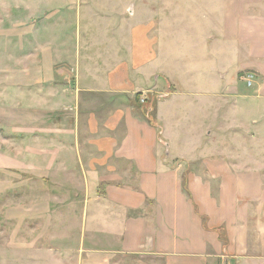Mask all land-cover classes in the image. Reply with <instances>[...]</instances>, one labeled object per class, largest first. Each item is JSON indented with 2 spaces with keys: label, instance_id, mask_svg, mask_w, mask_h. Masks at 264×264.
I'll list each match as a JSON object with an SVG mask.
<instances>
[{
  "label": "crops",
  "instance_id": "1",
  "mask_svg": "<svg viewBox=\"0 0 264 264\" xmlns=\"http://www.w3.org/2000/svg\"><path fill=\"white\" fill-rule=\"evenodd\" d=\"M164 4L146 37L131 25L128 70L114 46L95 63L105 1L0 0V169L20 176L21 234L39 226L33 264H264V0ZM159 73L186 89L159 104L160 131L128 97ZM250 73L263 110L228 96L222 116L219 86L251 100Z\"/></svg>",
  "mask_w": 264,
  "mask_h": 264
},
{
  "label": "rangeland",
  "instance_id": "2",
  "mask_svg": "<svg viewBox=\"0 0 264 264\" xmlns=\"http://www.w3.org/2000/svg\"><path fill=\"white\" fill-rule=\"evenodd\" d=\"M103 1L106 2V5L102 9H93L92 19L94 20H92L91 29L92 33L103 34L104 31L107 33L108 36L106 37V42H103V45H101V43L99 46L96 45L97 47H103L107 49V51H104L106 57L95 59V63L98 62L99 66L104 67L105 69L107 66L110 67V63H113L114 61V54L112 53L111 49H109V47L114 46V49H121L120 59L124 61L125 67L127 66V69L130 70L131 64L130 67H128V62H130L132 56L127 47L134 48L132 47L133 43L131 44L129 39V29L131 28V25H136L139 28L140 34L143 37H146L148 9L152 10L149 11V13H151L150 18L155 16V18L149 20L148 26L154 25V23L158 25L160 22H162L163 8L166 0ZM132 2L136 3V10L134 17H129L127 14V9ZM95 20H99L101 24L95 25ZM118 21H120V23H118ZM114 38H116L115 43ZM154 38H156V40L158 39V47L156 48L159 49L161 44H163V39L158 35H155ZM159 75L160 78L158 81L146 80L147 78L144 76L145 78L143 77V80L140 82L141 88L139 89V92H136V94L132 95L128 94V97L131 96L136 100L135 107L138 117L146 120L154 128H158V125L161 126V123L158 122L157 118V109L161 101L164 99H169L171 96L173 97L175 94L179 93V90L186 91L185 87L179 86L181 85L180 82H177V84L170 82V80L167 82V80L164 79L162 73H159ZM243 80L246 84L241 85V87L245 90V94L249 96L256 94L257 85H254L255 75L251 73L246 74ZM225 87L226 85L219 86L220 99H223L220 100L219 106V113L222 116L228 113L227 106L230 107V105H226V98H228V96H230L229 101H237L240 103V105L237 106L240 108V111L247 108V106H244L243 103H245V105L248 103L251 112L255 113L256 115L258 114L259 110H263V107L258 106L257 101H254L253 96L250 97L251 100H244V98L241 97L235 98L234 95H227V92H225ZM124 96H127V94H124ZM250 125H252V122ZM253 126L250 127L251 129H249V134L252 133L250 134L249 140L251 143L254 141L253 144H251L253 145L252 148L257 149L259 147L258 142H260V138H257L255 134V131L257 130ZM158 129L160 131V128ZM261 129L264 130V126ZM239 130L233 134L237 133L241 137L247 135L245 132H243L241 127ZM4 134L5 132L2 130V126L0 125V151L4 150L2 147V137H4ZM230 134H226L224 136H228ZM220 140L222 144H228V147L232 145L235 149H241L242 142L239 140L235 141L229 137L221 138ZM247 140L248 139H246V141ZM239 156H241V154ZM258 159L259 158L257 154H252V161H258ZM15 173H17V175H15ZM25 177L26 176L23 177V180ZM19 180L20 176H18V171H15L14 174H12L10 172H4L0 169V264L34 263V261H32L30 258L25 257L28 252L26 253V250L24 249V251L21 249V247L25 246V242H31V240H33L35 235L32 231H34L36 228H39V226L30 220H26L25 223L22 224V234L20 232V213L18 212L20 206L25 207V203H22L20 199V192L18 190L19 187L17 185ZM3 181H8L12 183V185L3 186V184H1Z\"/></svg>",
  "mask_w": 264,
  "mask_h": 264
},
{
  "label": "trees",
  "instance_id": "3",
  "mask_svg": "<svg viewBox=\"0 0 264 264\" xmlns=\"http://www.w3.org/2000/svg\"><path fill=\"white\" fill-rule=\"evenodd\" d=\"M155 126H156V124H155Z\"/></svg>",
  "mask_w": 264,
  "mask_h": 264
},
{
  "label": "built area",
  "instance_id": "4",
  "mask_svg": "<svg viewBox=\"0 0 264 264\" xmlns=\"http://www.w3.org/2000/svg\"><path fill=\"white\" fill-rule=\"evenodd\" d=\"M251 83V82H250Z\"/></svg>",
  "mask_w": 264,
  "mask_h": 264
}]
</instances>
